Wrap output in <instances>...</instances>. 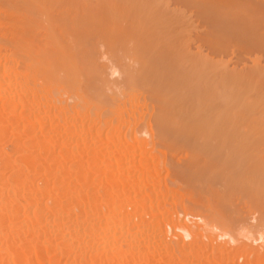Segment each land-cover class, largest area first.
<instances>
[{
  "label": "bare ground",
  "instance_id": "bare-ground-1",
  "mask_svg": "<svg viewBox=\"0 0 264 264\" xmlns=\"http://www.w3.org/2000/svg\"><path fill=\"white\" fill-rule=\"evenodd\" d=\"M16 9L0 0V264H264V241L194 220L199 193L153 121L167 101L107 81L109 99L85 95L69 45L35 44Z\"/></svg>",
  "mask_w": 264,
  "mask_h": 264
},
{
  "label": "rangeland",
  "instance_id": "rangeland-1",
  "mask_svg": "<svg viewBox=\"0 0 264 264\" xmlns=\"http://www.w3.org/2000/svg\"><path fill=\"white\" fill-rule=\"evenodd\" d=\"M9 1L32 17L35 44L53 31L69 45L85 95L109 99L107 81L167 101L153 121L199 193L194 220L264 241V0ZM227 89L255 106L230 108Z\"/></svg>",
  "mask_w": 264,
  "mask_h": 264
}]
</instances>
